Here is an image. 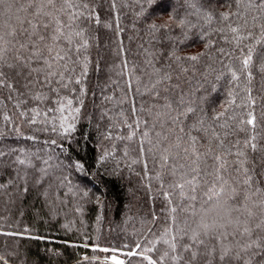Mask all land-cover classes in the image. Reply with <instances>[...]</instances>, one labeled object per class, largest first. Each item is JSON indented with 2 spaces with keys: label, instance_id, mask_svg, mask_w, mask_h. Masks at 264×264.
I'll return each instance as SVG.
<instances>
[{
  "label": "snow or ice",
  "instance_id": "1",
  "mask_svg": "<svg viewBox=\"0 0 264 264\" xmlns=\"http://www.w3.org/2000/svg\"><path fill=\"white\" fill-rule=\"evenodd\" d=\"M135 2L137 21L147 36V47L143 43L140 47L145 63L152 69L146 74V82L137 81L142 87H136L135 92L142 100L148 99L138 107L133 104L131 122L123 110L120 112L127 134L118 132L113 136L111 129L115 125H111L103 138L126 141L123 157L130 155L132 143L138 146L134 150L139 157L132 158L128 166L143 165L144 176L150 181L145 185L149 191L151 181L156 182L159 195L169 206L168 226L160 233H151L149 229L153 239L146 241L147 246L136 243L135 251L129 248L124 252L94 243L91 251L111 254L102 261L85 255L82 261L130 264L127 258L138 257L146 264H264V135L261 134L264 111L258 119L251 87L256 74L264 80V0H234L235 11L220 13L222 21L235 18L238 22L226 23L218 29L223 42L233 50L225 52L219 47L216 51L236 63L224 64L227 72L216 77L220 80L227 75L233 87L227 93L225 104L220 106L223 110L207 119L204 109L194 108L182 93L178 97L173 94L170 71L175 65L187 72L185 61L195 63L206 54H179L180 46L188 39V30L194 27L188 17L198 14L202 5L198 7L192 0H181L185 7V14L181 16L172 6V0ZM0 6L5 8L0 13V94L7 91L6 99L14 101L15 109H21L19 116L29 126L43 125L37 131H50L65 139L70 137L76 131L82 97L87 94L84 81L90 64L89 28L111 29L112 25L102 24L95 0H0ZM116 7V0H111V9ZM165 11L168 21L155 23L154 18L163 16ZM208 18L211 22L210 14ZM176 29L180 30L179 34ZM122 31L117 24V34ZM198 39L204 41L206 48H215L210 34L202 33ZM257 46L261 51H257ZM120 52H124L123 41H120ZM122 63L128 66L127 60ZM43 104L49 106L40 107ZM190 116L194 119L189 124L186 122ZM2 119L5 124L13 123L7 113ZM208 120L212 123L208 124ZM16 131L20 134L18 128ZM50 144L57 145V140L52 139ZM59 147L63 150V145ZM13 154L10 163L5 160ZM109 156L114 157L115 153L104 151L99 161L103 163ZM149 156L154 165L158 163V169H149ZM43 163L47 165L48 161ZM16 165L25 170L34 167L24 149H0V169ZM68 166L84 171V165L79 162ZM14 170L17 178L25 179L26 172L21 176L20 168ZM40 172L47 174V169L41 168ZM110 175L117 173L113 171ZM12 183L9 180L7 184H0V189ZM28 191L24 186L23 192ZM174 195L181 200L179 210L188 219L177 221ZM0 235L18 234L5 231ZM118 251L124 258L118 257ZM13 255L0 254V264H9V257Z\"/></svg>",
  "mask_w": 264,
  "mask_h": 264
},
{
  "label": "trees",
  "instance_id": "2",
  "mask_svg": "<svg viewBox=\"0 0 264 264\" xmlns=\"http://www.w3.org/2000/svg\"><path fill=\"white\" fill-rule=\"evenodd\" d=\"M192 2L202 7L198 14L188 17L194 27L188 30V39L180 46L179 54H206L198 62L185 61L187 72L173 65L170 69L173 75L171 84L175 96L182 93L185 101L194 108L204 109L207 119L214 112L223 110L220 106L225 104L227 93L233 87L227 75L220 80L216 77L227 72L224 64L236 63L227 56L218 55L216 49L219 47H223L225 52L233 50L231 45L223 42L218 29L226 23L235 25L238 21L232 18L225 22L219 18L222 12L235 11L234 0ZM95 3L102 24L108 22L112 27L89 28L91 47L87 55L90 64L84 81L87 94L82 97L83 107L76 131L70 137L65 139L50 131H37L43 125L38 123L29 126L19 116L21 109H15L14 101L6 99L7 91L0 94V149H24L34 165L26 170L18 165L0 169V184L13 181L8 187L0 189V232L18 234L0 235V254H14L9 257V264H88L82 261L85 255L90 259L101 258L102 261L111 253L91 251L94 243L124 252L129 248L135 251L136 243L147 246L146 241L153 239L151 233H160L168 226L169 206L159 195L156 182L151 181L152 188L149 191L145 185L150 181L144 176L143 165L128 166L132 158L139 157L138 151L134 150L138 146L132 143L130 155L123 157L126 141L103 138L105 130L111 125H115L111 129L113 136L118 132L127 134L128 129L121 123L120 112L123 110L131 122L133 104L138 107L143 100L148 99L144 97L142 100L135 92L136 87H142L137 81L146 82V74L152 71L145 63L140 47L142 43L147 47V36L137 21V5L135 0H116V9H111V0H95ZM172 6L179 10V15L185 14L181 0H172ZM4 11L5 8L0 6V13ZM154 19L155 23L164 24L169 15L165 11L163 16ZM117 24L123 29L119 35ZM179 31L176 29L177 34ZM202 33L210 34V39L215 41V48H206L204 41L198 39ZM120 41H123L124 52H120ZM257 51H261L260 46H257ZM123 60H127V67H124ZM133 67L134 72L131 71ZM251 87L259 119L264 111V80L260 74H256ZM48 106L40 105L42 108ZM4 113L12 117L13 123L5 124L2 119ZM104 113L107 116H103ZM193 119L190 116L186 123L190 124ZM207 122L212 123L211 120ZM261 134L264 135V132ZM28 136L36 139H27ZM52 139L57 140V145L50 144ZM59 145H63V150ZM104 151L114 152L115 156H109L101 163L99 157ZM14 155L5 160L10 163ZM45 160L48 161L47 165L43 163ZM147 160L150 170L158 169V163L154 165L150 156ZM76 162L84 165L83 172L68 166ZM15 168L21 169V176L27 173L24 180L16 177ZM41 168H46L47 174L40 172ZM113 171L117 173L116 176L110 175ZM37 180L41 182L37 184ZM24 186L29 189L27 193L23 192ZM45 192L47 195H44ZM173 200L177 206V221L188 219L187 214L179 210L182 203L179 197L174 195ZM85 244L88 246L84 247ZM127 259L130 264H146L138 257Z\"/></svg>",
  "mask_w": 264,
  "mask_h": 264
},
{
  "label": "rangeland",
  "instance_id": "3",
  "mask_svg": "<svg viewBox=\"0 0 264 264\" xmlns=\"http://www.w3.org/2000/svg\"><path fill=\"white\" fill-rule=\"evenodd\" d=\"M119 258H121L120 256H118Z\"/></svg>",
  "mask_w": 264,
  "mask_h": 264
}]
</instances>
